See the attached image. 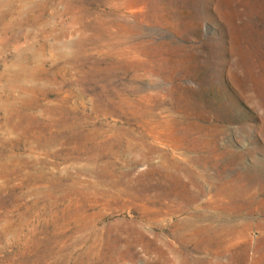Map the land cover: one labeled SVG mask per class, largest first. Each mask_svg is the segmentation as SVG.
Listing matches in <instances>:
<instances>
[{
	"label": "rangeland",
	"instance_id": "374dc122",
	"mask_svg": "<svg viewBox=\"0 0 264 264\" xmlns=\"http://www.w3.org/2000/svg\"><path fill=\"white\" fill-rule=\"evenodd\" d=\"M0 264H264V0H0Z\"/></svg>",
	"mask_w": 264,
	"mask_h": 264
},
{
	"label": "bare ground",
	"instance_id": "6f19581e",
	"mask_svg": "<svg viewBox=\"0 0 264 264\" xmlns=\"http://www.w3.org/2000/svg\"><path fill=\"white\" fill-rule=\"evenodd\" d=\"M9 27V26H8ZM24 125V124H23ZM149 158V157H148ZM172 162V161H171ZM44 163V162H43ZM183 173V172H182ZM38 174V173H37ZM43 175V174H42ZM12 211V210H11ZM23 213V212H22ZM164 215V214H163ZM52 228V227H51ZM148 230V229H147ZM218 242V241H217ZM178 252V251H177ZM23 253V252H22ZM226 254V253H225ZM245 258V257H244ZM36 259V258H35ZM181 259V258H180ZM151 262V261H150ZM132 263V262H131Z\"/></svg>",
	"mask_w": 264,
	"mask_h": 264
}]
</instances>
